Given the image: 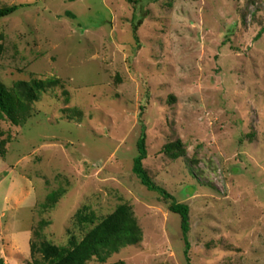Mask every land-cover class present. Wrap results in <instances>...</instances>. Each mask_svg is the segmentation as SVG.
<instances>
[{
  "label": "rangeland",
  "instance_id": "rangeland-1",
  "mask_svg": "<svg viewBox=\"0 0 264 264\" xmlns=\"http://www.w3.org/2000/svg\"><path fill=\"white\" fill-rule=\"evenodd\" d=\"M11 5L0 82L61 86L23 126L0 121L3 264H31L36 232L66 247L122 205L141 242L87 264H188L180 217L132 173L139 119L148 176L189 208L190 264H264V0H0Z\"/></svg>",
  "mask_w": 264,
  "mask_h": 264
},
{
  "label": "trees",
  "instance_id": "trees-1",
  "mask_svg": "<svg viewBox=\"0 0 264 264\" xmlns=\"http://www.w3.org/2000/svg\"><path fill=\"white\" fill-rule=\"evenodd\" d=\"M188 1V0H185ZM22 6L11 5L0 7V19L13 15ZM68 18H74L70 13H65ZM141 22L133 27V38L138 42L137 30ZM262 32H264L262 30ZM261 32L255 39H259ZM3 37L0 35V57L3 54ZM61 86L57 79L31 80L29 82L18 81L7 88L0 82V121H7L12 126H23L25 121L31 117V106L40 100L41 95L49 89ZM143 108H141V111ZM140 135L136 144L137 155L133 159L132 173L139 180L140 184L149 192L156 193L168 206L170 213L180 217V230L184 243V255L189 262L188 253L190 250L188 242L189 232V208L186 205L179 204L176 199L165 189L158 186L147 174L143 162L147 158L145 126L141 119ZM7 142L0 141V155L4 156V145ZM164 151L172 160L184 157V151L181 150L180 143L168 144ZM63 194L53 192L47 196V204L44 209L53 207L59 197ZM79 223L89 222L94 225L95 222L91 216H80ZM36 241H31V264H87L90 260L96 258L105 261L112 254L121 249L135 246L142 240V233L128 205L119 206L112 214L101 219L97 224L85 234L84 238L76 241L72 238L66 247H56L49 242L39 239L40 234L35 233ZM0 264L3 262L0 260Z\"/></svg>",
  "mask_w": 264,
  "mask_h": 264
}]
</instances>
